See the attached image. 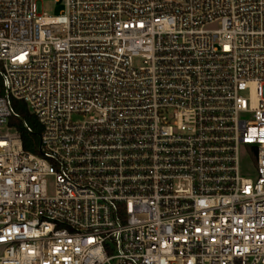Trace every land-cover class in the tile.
<instances>
[{"label": "built area", "instance_id": "2783aa9c", "mask_svg": "<svg viewBox=\"0 0 264 264\" xmlns=\"http://www.w3.org/2000/svg\"><path fill=\"white\" fill-rule=\"evenodd\" d=\"M63 3L0 0V264H264V0Z\"/></svg>", "mask_w": 264, "mask_h": 264}, {"label": "trees", "instance_id": "16d2710c", "mask_svg": "<svg viewBox=\"0 0 264 264\" xmlns=\"http://www.w3.org/2000/svg\"><path fill=\"white\" fill-rule=\"evenodd\" d=\"M14 105L16 109L21 113L22 117L26 119L33 127V132H28L23 126L22 121L19 119H12L11 124L16 126L17 131L20 134L24 149L26 151L36 152L42 127L35 115L29 112L28 108L23 102L15 100Z\"/></svg>", "mask_w": 264, "mask_h": 264}, {"label": "rangeland", "instance_id": "374dc122", "mask_svg": "<svg viewBox=\"0 0 264 264\" xmlns=\"http://www.w3.org/2000/svg\"><path fill=\"white\" fill-rule=\"evenodd\" d=\"M42 11L48 15L56 16L60 15L65 9L63 0H41ZM245 172L251 173L253 170V164L245 163Z\"/></svg>", "mask_w": 264, "mask_h": 264}]
</instances>
